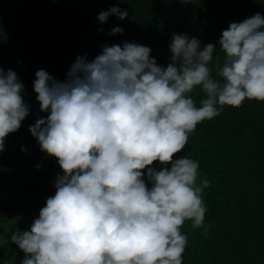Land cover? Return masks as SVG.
Instances as JSON below:
<instances>
[{
    "label": "clouds",
    "instance_id": "1",
    "mask_svg": "<svg viewBox=\"0 0 264 264\" xmlns=\"http://www.w3.org/2000/svg\"><path fill=\"white\" fill-rule=\"evenodd\" d=\"M111 15L129 13L112 5L96 19ZM217 45L219 79L209 66ZM168 49L161 65L150 46L104 43L92 59L77 55L63 80L35 71V100L47 115L28 131L61 171L30 226L5 238L24 253L19 264H182L181 226L203 224L210 181L197 183L198 161L174 154L225 105L264 101V14L230 22L215 44L174 31ZM196 86L206 93L199 104ZM24 91L18 74L0 67V150L30 113Z\"/></svg>",
    "mask_w": 264,
    "mask_h": 264
},
{
    "label": "trees",
    "instance_id": "2",
    "mask_svg": "<svg viewBox=\"0 0 264 264\" xmlns=\"http://www.w3.org/2000/svg\"><path fill=\"white\" fill-rule=\"evenodd\" d=\"M112 5L127 9L129 16L99 22L98 12ZM255 12L264 14V0H0V67L18 74L31 106L0 150V264L13 257L19 264L24 253L5 238L30 226L54 194L55 175L61 171L28 131L37 117L47 115L33 91L37 69L63 80L77 55L92 59L102 44L124 40L150 46V55L166 65L172 32L215 44L230 22ZM115 26L123 33L109 35ZM216 55L223 56L218 45L209 66L219 79ZM190 94L197 104L206 96L199 86ZM175 155L198 161L197 183L210 181L202 191L203 224L193 227L185 220L181 226L187 237L182 264H264V101L225 105L217 116L199 122Z\"/></svg>",
    "mask_w": 264,
    "mask_h": 264
}]
</instances>
